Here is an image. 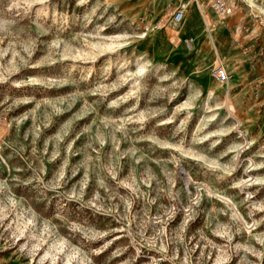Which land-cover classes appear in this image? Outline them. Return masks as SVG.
Here are the masks:
<instances>
[{
	"label": "rangeland",
	"instance_id": "obj_1",
	"mask_svg": "<svg viewBox=\"0 0 264 264\" xmlns=\"http://www.w3.org/2000/svg\"><path fill=\"white\" fill-rule=\"evenodd\" d=\"M154 1L0 0V264H264V0Z\"/></svg>",
	"mask_w": 264,
	"mask_h": 264
},
{
	"label": "built area",
	"instance_id": "obj_2",
	"mask_svg": "<svg viewBox=\"0 0 264 264\" xmlns=\"http://www.w3.org/2000/svg\"><path fill=\"white\" fill-rule=\"evenodd\" d=\"M195 2L200 14L204 17L206 26H208V24L206 22L205 13H207L208 10H211L218 20L223 21L233 15L237 9V0H195ZM186 11V5L180 2L166 15L162 22L166 25L176 27L183 21ZM184 43L187 47L192 48L193 38H185ZM214 76L216 80L221 83H227L230 80V74L225 67H218L215 70Z\"/></svg>",
	"mask_w": 264,
	"mask_h": 264
},
{
	"label": "bare ground",
	"instance_id": "obj_3",
	"mask_svg": "<svg viewBox=\"0 0 264 264\" xmlns=\"http://www.w3.org/2000/svg\"><path fill=\"white\" fill-rule=\"evenodd\" d=\"M245 1H248V3L254 8V9H256V8H258V3H257V0H245ZM192 2H194V3H196L195 2V0H192ZM154 3H155V5H154ZM159 2L157 1V0H155L152 4L154 5V6H156L157 4H158ZM186 9H187V6H186ZM205 18H206V21H207V19H208V17H207V15L205 14ZM186 19V13H185V15H184V19H183V21ZM182 21V22H183ZM181 22V23H182ZM208 22V21H207ZM180 23V24H181ZM193 47H194V41H193ZM192 47V48H193Z\"/></svg>",
	"mask_w": 264,
	"mask_h": 264
}]
</instances>
